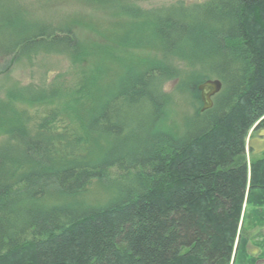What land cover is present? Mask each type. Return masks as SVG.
<instances>
[{"label":"trees","instance_id":"1","mask_svg":"<svg viewBox=\"0 0 264 264\" xmlns=\"http://www.w3.org/2000/svg\"><path fill=\"white\" fill-rule=\"evenodd\" d=\"M83 1L129 16L158 55L76 107L82 135L54 131L51 115L26 116L0 140V264H235L247 241L243 205L264 206V150L246 160L250 130L264 128V0L151 10ZM16 16L15 0H0L1 59L78 55L70 31ZM208 78L222 83L212 107L183 133L165 131L163 83L195 89ZM96 185L105 200L88 205Z\"/></svg>","mask_w":264,"mask_h":264},{"label":"rangeland","instance_id":"2","mask_svg":"<svg viewBox=\"0 0 264 264\" xmlns=\"http://www.w3.org/2000/svg\"><path fill=\"white\" fill-rule=\"evenodd\" d=\"M204 1L133 0L130 5L151 10L179 2ZM15 7L17 24L48 23L68 30L75 37L79 51L74 57L38 50L24 57L0 58V140L13 129L22 127L26 116L31 122H44L51 115L49 124L54 131L60 132L66 127L69 133L82 135L75 118L76 107L99 102L124 71L139 70L158 55L150 42H142L146 38L142 37L144 29L138 32L131 18L119 11L83 0H15ZM198 85L191 89L175 79L163 83L162 90L169 98L161 120L165 131L179 135L193 122V113L202 107ZM29 86L40 92L30 98L24 92ZM249 145L253 147L252 152ZM263 150L264 128L255 132L251 129L246 139L248 165L251 159L260 158ZM105 196L96 185L85 201L88 205H98L104 202ZM254 209L259 208L243 205L242 214H250L245 225L247 241L245 248L239 250L235 264H264V206L258 214Z\"/></svg>","mask_w":264,"mask_h":264},{"label":"water","instance_id":"3","mask_svg":"<svg viewBox=\"0 0 264 264\" xmlns=\"http://www.w3.org/2000/svg\"><path fill=\"white\" fill-rule=\"evenodd\" d=\"M221 87L222 83L219 79H207L197 86L202 101V111L212 107V97L221 90Z\"/></svg>","mask_w":264,"mask_h":264}]
</instances>
